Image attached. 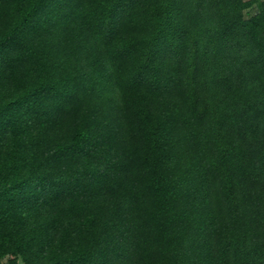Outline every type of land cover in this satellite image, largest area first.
<instances>
[{"label":"trees","instance_id":"1","mask_svg":"<svg viewBox=\"0 0 264 264\" xmlns=\"http://www.w3.org/2000/svg\"><path fill=\"white\" fill-rule=\"evenodd\" d=\"M264 264V0H0V264Z\"/></svg>","mask_w":264,"mask_h":264},{"label":"rangeland","instance_id":"2","mask_svg":"<svg viewBox=\"0 0 264 264\" xmlns=\"http://www.w3.org/2000/svg\"><path fill=\"white\" fill-rule=\"evenodd\" d=\"M5 264H6V262H5Z\"/></svg>","mask_w":264,"mask_h":264}]
</instances>
